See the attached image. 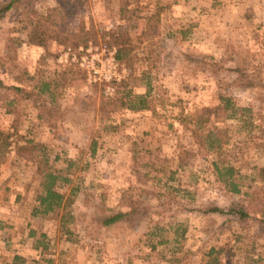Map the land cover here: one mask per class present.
<instances>
[{"label": "rangeland", "instance_id": "374dc122", "mask_svg": "<svg viewBox=\"0 0 264 264\" xmlns=\"http://www.w3.org/2000/svg\"><path fill=\"white\" fill-rule=\"evenodd\" d=\"M58 3L0 0V264H264V0H69L43 20ZM39 21L61 40L28 43ZM89 42L124 51L112 93L63 60ZM44 157L64 199L34 216ZM236 203L245 219L210 211Z\"/></svg>", "mask_w": 264, "mask_h": 264}, {"label": "trees", "instance_id": "16d2710c", "mask_svg": "<svg viewBox=\"0 0 264 264\" xmlns=\"http://www.w3.org/2000/svg\"><path fill=\"white\" fill-rule=\"evenodd\" d=\"M58 7L54 10H51L49 14L46 15V17H43V20H50L52 17L59 14V16H62L65 13V7H70L71 4L69 3V0H58ZM70 4V6H69ZM9 7L8 5L6 8ZM42 21V20H41ZM39 23H41L39 21ZM45 26L44 23H41L39 25L34 26L30 34L28 36V43L33 45H43V42L47 38H51L54 40H61L60 33H63V30H56V31H49V29L43 28ZM62 36V34H61ZM124 51L120 48L117 51V58L121 59V55H123ZM125 83V80L117 83V85H123ZM48 83H42L41 88L39 90V93H43L48 89ZM0 87H3L2 82L0 81ZM11 88L16 91L20 95L29 96L31 93L29 91H26L23 87L19 86H11ZM149 94V89L145 94H137L131 97L130 95H126L127 100V107L131 110H141L147 107V95ZM221 100L223 101L222 109H227V107H233V104L231 103V99L229 97H221ZM242 114L237 113V109L233 108V110L228 114V116L232 118L242 119ZM248 124H251L248 122ZM10 134L8 132H4L0 129V163L4 159V155L8 151L11 142L9 141ZM30 142V146H28L29 149L33 152L36 149L41 148L37 143ZM213 140L209 139L210 146H213ZM94 149V148H93ZM213 168L216 171V174L218 176V179L224 183H226L229 189V191L233 193H240L241 192V186L240 184L235 181L233 177V168L230 166L227 167H220L217 162L213 163ZM41 179L39 181V189L36 194V205L32 209V215H38V214H46L48 212L54 211L58 209L62 205V201L64 199V194L58 191V183L59 181L66 182L67 179L59 175L54 169H52L47 164V158L44 157L43 160V167L41 169ZM260 174L264 175V168L260 169ZM212 212H218L220 214H234L239 219H245L248 215V212L246 211L245 207L241 204H234L231 207H229L227 210L220 209L218 207H212L210 209ZM124 216V213L117 212L108 214L105 217H102L101 223L103 225H109L112 223H115L119 221ZM259 223L263 224L264 226V218L258 220ZM215 252L214 248H211L209 250V254ZM25 259L15 254L12 257V261L10 264H24Z\"/></svg>", "mask_w": 264, "mask_h": 264}, {"label": "built area", "instance_id": "2783aa9c", "mask_svg": "<svg viewBox=\"0 0 264 264\" xmlns=\"http://www.w3.org/2000/svg\"><path fill=\"white\" fill-rule=\"evenodd\" d=\"M63 60L76 63L85 71L90 83L103 84L109 93L113 92L114 83L120 82L129 72V68L117 59L115 47L106 43L97 45L89 42L75 49L67 47Z\"/></svg>", "mask_w": 264, "mask_h": 264}]
</instances>
